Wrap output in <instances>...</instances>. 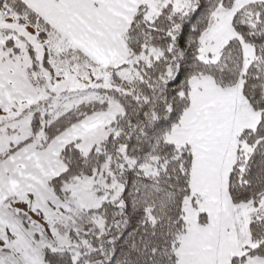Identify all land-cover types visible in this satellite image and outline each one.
<instances>
[{"label":"snow or ice","instance_id":"6c2138e0","mask_svg":"<svg viewBox=\"0 0 264 264\" xmlns=\"http://www.w3.org/2000/svg\"><path fill=\"white\" fill-rule=\"evenodd\" d=\"M133 218L119 264H264V0H0V264Z\"/></svg>","mask_w":264,"mask_h":264},{"label":"trees","instance_id":"16d2710c","mask_svg":"<svg viewBox=\"0 0 264 264\" xmlns=\"http://www.w3.org/2000/svg\"><path fill=\"white\" fill-rule=\"evenodd\" d=\"M200 13H197L194 15V18L191 20V22H188L186 24V27L184 29L185 36H188L189 33H191L194 25L200 20ZM190 61V56H189ZM191 67L190 62L186 63L184 65V71L177 73L178 79H176L174 82H170V89L174 90L177 85L183 82L185 75L187 74V70ZM129 191H131V188L129 187ZM127 195V193H125ZM115 211V209H113ZM139 231L138 223L135 218L131 219L129 223L119 232L115 233L116 240L115 243L112 245L113 249V256L115 257L112 259L109 264H119V261L121 257L126 253L129 241L134 237Z\"/></svg>","mask_w":264,"mask_h":264},{"label":"rangeland","instance_id":"374dc122","mask_svg":"<svg viewBox=\"0 0 264 264\" xmlns=\"http://www.w3.org/2000/svg\"><path fill=\"white\" fill-rule=\"evenodd\" d=\"M34 219L36 218V217H33Z\"/></svg>","mask_w":264,"mask_h":264}]
</instances>
